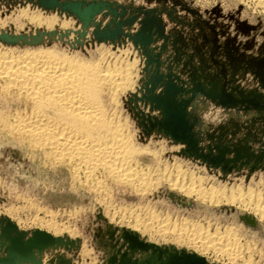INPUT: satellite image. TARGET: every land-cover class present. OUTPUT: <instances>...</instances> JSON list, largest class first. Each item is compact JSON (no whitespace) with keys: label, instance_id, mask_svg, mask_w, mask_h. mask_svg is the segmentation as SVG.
Returning a JSON list of instances; mask_svg holds the SVG:
<instances>
[{"label":"rangeland","instance_id":"obj_1","mask_svg":"<svg viewBox=\"0 0 264 264\" xmlns=\"http://www.w3.org/2000/svg\"><path fill=\"white\" fill-rule=\"evenodd\" d=\"M38 22L44 24L39 26ZM8 49L16 53L56 50L90 63L103 62L101 66L129 68L128 88L119 91L113 103L107 96L104 99L108 112L124 125L132 144L143 150H138L136 160L142 170L150 172L156 188L140 196L129 186L102 179L105 183L96 197L86 188L89 183L71 175L70 165L44 163L41 151L34 154L22 148L0 126V264L9 258L11 264H114L113 259H120L118 251H124L123 231L129 232L120 221L121 213L137 207L198 222L209 226L210 232L232 227L241 255L229 261L227 255L216 258L206 251L201 257L207 264H264L263 222H257L259 230H252L236 216L249 212L230 207L234 214L216 213L214 209L230 208L222 205L213 209L192 199L194 208H182L166 198L168 187L159 181L178 166L207 185L226 190L239 186L243 192L251 189L264 195V3L0 0V51ZM0 98V120L12 119L25 106L29 110L13 92H0ZM164 107L183 110L193 123L201 153L211 160L186 155V144L152 126L168 118ZM114 211L118 212L112 221ZM37 220L52 221L68 231L54 236L60 245L42 251L23 247L36 230L51 234L38 229L33 223ZM6 222L23 235L24 250L16 244L17 253L11 251L12 244L2 232ZM133 234L171 252H195L187 245ZM11 235L20 243L14 232ZM146 256L149 254L128 253L136 264H142Z\"/></svg>","mask_w":264,"mask_h":264},{"label":"bare ground","instance_id":"obj_2","mask_svg":"<svg viewBox=\"0 0 264 264\" xmlns=\"http://www.w3.org/2000/svg\"><path fill=\"white\" fill-rule=\"evenodd\" d=\"M255 1L259 5L264 3V0ZM9 50L0 51V92H13L29 106V110L25 106L22 113L16 110L18 113L12 119L9 116L0 120V126L5 129L6 135L13 137L22 148L24 146L31 149L33 153L41 151L44 163L70 165L71 175L89 183L86 188L95 195L103 189L102 183L105 182L102 179L129 186L140 196L156 188L155 181L149 177L150 172L142 170L136 160L140 156V149L132 144L131 136L124 132V125L116 120L114 114L108 112V103L104 99L107 96L109 103H113L115 95L126 89L131 79L129 68L108 66L109 64L101 66L103 62L90 63L71 55L68 57L56 50L39 49L17 53L13 52L15 49ZM172 170V174L165 173L163 179H159L166 184L169 192L186 200L207 203L213 209L223 205L247 211L257 222L264 223V195L256 193L258 191L253 192L247 188L248 191L243 192L239 186L226 190L224 187L207 185V181L194 176V173L184 172L181 167L177 166ZM117 212L114 211L113 215L111 213L112 221ZM120 218L121 223H126L124 225L130 234L138 232L153 241L160 239L187 245L199 257L209 251L216 258L227 255L230 261L235 260L233 258L241 251L239 238L232 227L222 230L215 228L210 232L209 226L204 227L184 218L162 216L147 207L125 210ZM33 223L38 229L49 231L53 237L67 231L49 220H37Z\"/></svg>","mask_w":264,"mask_h":264},{"label":"water","instance_id":"obj_3","mask_svg":"<svg viewBox=\"0 0 264 264\" xmlns=\"http://www.w3.org/2000/svg\"><path fill=\"white\" fill-rule=\"evenodd\" d=\"M163 110L168 118L163 119V121L157 122L156 125L152 124V126H157L160 130H164L163 133L166 137L170 136L174 141L186 144L188 148V151H186V155H193L198 159H202L203 161L211 160L212 158L209 157L208 154L201 153L193 133V123H190L188 119H186L183 110L179 108L177 111H173L166 107H164ZM183 153H185V151ZM214 161L216 160H213V163ZM221 161L222 158L218 159L217 163L219 164L221 163ZM218 164L215 165V167H217ZM166 198H168L172 203L181 206L182 208H194V204L192 201L186 200L185 198H182L174 193L167 192ZM223 211H226L227 214L234 213V210L231 208H224L220 209L219 211L215 210L216 213ZM237 218L246 227H249L252 230H259L258 223L252 216L237 215ZM2 232L4 233L6 239L12 244L11 251L13 253H17L15 246L16 244L21 245L22 242L20 240L23 235L18 233L16 227L10 222L5 223V227ZM13 232L16 234V239L20 241V243H17V241H15V238L12 237L11 233ZM122 241L123 243L121 247L124 251L122 253L118 251L120 259H113L114 264H136L135 262L129 260L128 253L130 252H141L149 254V256H146L147 258L143 260L142 264H207L204 258L199 257L195 254L183 251L177 252L175 250H172L171 252L167 248H159L140 240L137 235L130 234L126 230L123 231ZM55 244L60 245V241L56 240L52 235L46 232L36 230L33 233L32 239H29L28 242L23 244V247H25L26 249L31 247L42 251L45 248L53 246ZM19 247H21V250H24V248H22V245ZM10 260L11 258L6 261L1 260V263L11 264Z\"/></svg>","mask_w":264,"mask_h":264}]
</instances>
